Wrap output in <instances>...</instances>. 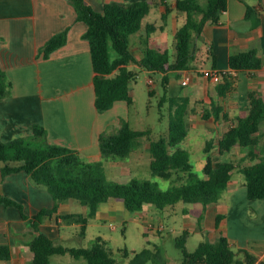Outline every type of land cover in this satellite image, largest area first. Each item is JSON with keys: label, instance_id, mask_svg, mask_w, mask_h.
Listing matches in <instances>:
<instances>
[{"label": "trees", "instance_id": "trees-1", "mask_svg": "<svg viewBox=\"0 0 264 264\" xmlns=\"http://www.w3.org/2000/svg\"><path fill=\"white\" fill-rule=\"evenodd\" d=\"M74 6L77 18L86 22L84 37L90 44L92 66L94 70L95 105L100 111L113 107L117 101L130 105L133 101L131 87L138 72L131 65L159 74L162 85L167 89L169 72L191 70L196 59L197 43L207 22L217 23L227 10L229 0H207L203 6L199 0H176L174 8L185 14V22L175 32V52L165 42L149 40V32L156 30L155 23L145 24L144 18L151 10L148 0L133 2H106L102 11L96 10L86 0H68ZM168 4V2H165ZM256 10L248 5L247 16ZM172 8L166 6L163 19H167ZM144 27V28H143ZM142 31V32H141ZM144 32V33H143ZM145 32L147 34L144 38ZM144 40L143 54L138 57L130 47L133 34ZM69 28L54 34L42 47V55L48 58L55 50L68 41ZM230 67L236 70L257 69L263 66L264 59L254 50L234 53L229 59ZM211 69H216L213 62ZM221 78L227 79L228 73L221 71ZM220 82V81H219ZM12 87L7 72L0 66V100L6 97ZM228 81L218 87V93H224ZM150 93L154 90L150 89ZM250 107L245 115L230 117L222 107L213 103V109H204L202 117H214L216 122L222 119L228 122L217 139L219 163L214 165L212 149L215 140L208 139L204 146L206 161L200 174L194 169L190 151L183 141L190 130V114L193 112L190 99L183 95H169L170 123L167 135L150 139V167L152 173L163 178H175L167 189L160 188L149 179L133 177L128 182L108 179L104 175V163L109 160L127 158L133 151L139 138L150 134V129H133L128 119H121V126L115 132H103L99 138L102 159L90 161L78 151L69 147L46 142V129L40 124L33 127L32 141L17 137L3 141L0 137V169L2 174L24 170L30 180L39 187L47 188L54 196V206L42 208L28 216L34 235L30 241L33 258L28 264H51L55 254L70 253L73 257H84L87 264H117L113 251L100 236L91 246H65L56 243L40 225L48 217L74 219L81 222V233L86 232L88 218L81 214H58L60 202L77 199L89 206L88 215H95L100 205L110 198L123 200L128 210L141 209L145 204L175 205L179 201L200 202L204 207L220 199L223 190L234 176L241 172L245 178L247 195L250 199H264V144L260 146L259 133L264 122V98L258 93H249ZM235 147L246 151L244 163L235 158ZM262 147V149H261ZM249 159V162H245ZM0 202L5 205H22L15 199L0 193ZM25 215V214H24ZM223 214L216 217V226L220 225ZM188 230L177 238V246L182 251L180 264H264L259 257L247 248H232L230 239L222 231L216 242L201 241L194 250L186 245ZM159 248H144L141 251L124 250L131 256L130 264H146L160 255ZM9 246H0V258L9 259ZM162 264H165L162 262Z\"/></svg>", "mask_w": 264, "mask_h": 264}, {"label": "crops", "instance_id": "crops-1", "mask_svg": "<svg viewBox=\"0 0 264 264\" xmlns=\"http://www.w3.org/2000/svg\"><path fill=\"white\" fill-rule=\"evenodd\" d=\"M86 1L102 11L106 2L137 0ZM148 1L151 10L145 24L155 22V32H159L160 37L168 32V20L163 19L168 4H172L170 14L178 22L174 31L185 22V14L174 8L176 0L171 3L169 0ZM248 5L256 8L249 16L246 14ZM159 17L162 22L158 21ZM87 27L86 22L77 18L75 8L68 0H0V66L12 81L9 94L0 100V137L3 141L30 138L34 125L40 124L46 129V142L69 147L90 161L102 159L100 135L120 128V118L128 105L121 100L103 112L96 108L90 44L84 37ZM66 28H69L66 44L48 58L43 57L41 49L47 40ZM157 39L149 37L152 43L162 42ZM199 41L203 48L199 57L202 62L196 69H191V88L184 93L181 91L186 86L181 79L189 70L180 71L179 75L169 72L170 95L188 97L192 111L201 114L204 109H213L215 101L231 118L247 114L251 91L264 98V64L257 69L236 70L230 67L229 59L234 53L250 49L256 50L264 59V0H229L220 21L207 22ZM213 62L216 69L228 73L227 79L222 77L220 82L213 81L203 74L202 70L211 68ZM226 81L229 87L223 88L224 93L220 95L218 87H223ZM205 120L204 124L211 126L224 128L228 124L224 119L216 122L214 117ZM113 128L116 130L112 131ZM259 137L260 146H263L264 122ZM214 140L212 157L217 166L219 148L217 139ZM234 152L235 157L242 160L246 156V151L240 147H235ZM0 193L22 205L20 209L0 202V246H9L11 250L10 258H0V264H28L33 258L29 243L34 235L28 216L42 208L53 207L54 196L47 188L36 186L24 170L3 175L0 169ZM216 202L220 208L215 214L224 216L219 226L215 221L207 231L209 241L216 242L222 231L238 248L250 249L252 239L264 241V199L248 197L241 172L237 177L234 174ZM248 205L257 212L252 221H248ZM81 213L68 201L59 204V215ZM64 221L62 217L58 220L48 217L40 228L56 243L63 244L60 224ZM256 255L259 259L264 258V249Z\"/></svg>", "mask_w": 264, "mask_h": 264}, {"label": "rangeland", "instance_id": "rangeland-1", "mask_svg": "<svg viewBox=\"0 0 264 264\" xmlns=\"http://www.w3.org/2000/svg\"><path fill=\"white\" fill-rule=\"evenodd\" d=\"M169 1L171 3L175 0ZM199 2L205 6L207 0H199ZM147 20H149L148 16L144 18L143 22L146 23ZM167 20L166 29H168V32L160 37L159 32L150 31L149 36L151 38H159L157 40L167 43L172 51L175 52L174 28L175 25H178V22H176L177 20L172 14L168 16ZM158 21L162 22V19L159 17ZM181 23L182 21L179 24ZM141 36V34L138 36L136 33L130 37V47L136 51L138 56L143 54L146 32L144 40L141 39ZM197 45V58L193 61V69H196V66L202 62V59L199 58L202 55V44L199 41ZM131 67L138 72L131 87L133 101L124 108V113L120 120L122 118L128 119L133 129H150V134L139 138L127 158L106 161L103 173L108 179L120 182H128L133 177L149 179L156 182L160 188L167 189L174 183V180H177L176 176L174 175L175 178L173 179H167L152 173L149 142L150 139H158L169 132V95L171 89L168 85L167 89L163 87L161 75L151 73L147 69H142L135 65H131ZM171 72L174 73V71ZM188 73L191 76L193 74L191 70ZM150 77L154 79V85L149 83L148 79ZM190 88L191 85L188 84L181 91L184 93ZM150 89L154 90V93L151 94ZM189 120L190 130L182 145L190 151L194 169L201 174L206 161V153L204 152L206 140L209 137L218 139L223 127L204 124L206 120L202 118V114L199 111L192 112ZM114 127L116 128L117 126ZM116 129L113 128L112 131ZM26 139L27 142L32 141V138L28 137ZM235 158L240 164L244 163L238 156ZM219 159L217 158L216 160L219 161ZM249 161L247 159L245 162ZM237 173H235V177H237ZM63 201L70 202L74 209L85 213L88 218L84 234L81 233L80 221L66 219L60 224L63 244L67 246H91L95 238L100 236L113 251L117 264H130L131 256L124 254L125 249L141 251L146 247L159 248L160 250V255L157 258L148 260L146 264H162V262L165 264H180L182 251L177 246V238L187 229L186 245L189 250H194L201 241L208 240L209 233L207 231L214 225L217 217L215 211L218 213L220 208L217 202L209 203L204 207L200 202L190 204L181 200L175 205L158 206L149 203L145 204L141 209L128 210L122 199L110 198L101 204L99 211L95 215H88L90 209L86 203L73 198ZM247 214L248 218H250L248 221H252V217L257 215L252 205H248ZM245 229L244 231L248 232V229ZM232 248L236 251L239 249L236 244H233ZM263 249L264 241L258 239L250 241L249 250L254 254H259ZM51 264H87V260L84 257L75 258L70 253L55 254L51 258Z\"/></svg>", "mask_w": 264, "mask_h": 264}, {"label": "built area", "instance_id": "built-area-1", "mask_svg": "<svg viewBox=\"0 0 264 264\" xmlns=\"http://www.w3.org/2000/svg\"><path fill=\"white\" fill-rule=\"evenodd\" d=\"M202 71L206 77L212 79L213 81H219L221 79V73L220 70L218 69L209 68V69H204ZM148 81L150 84L154 85V79L152 77H150ZM190 81H191V75L188 72H186L185 75L182 77L181 82L182 84L187 85L190 83Z\"/></svg>", "mask_w": 264, "mask_h": 264}]
</instances>
